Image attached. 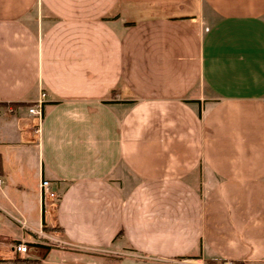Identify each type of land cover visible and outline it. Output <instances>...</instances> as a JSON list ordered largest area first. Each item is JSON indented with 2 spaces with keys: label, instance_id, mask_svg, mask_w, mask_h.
<instances>
[{
  "label": "crops",
  "instance_id": "0c3cea01",
  "mask_svg": "<svg viewBox=\"0 0 264 264\" xmlns=\"http://www.w3.org/2000/svg\"><path fill=\"white\" fill-rule=\"evenodd\" d=\"M0 110V264H264V0H0Z\"/></svg>",
  "mask_w": 264,
  "mask_h": 264
},
{
  "label": "rangeland",
  "instance_id": "374dc122",
  "mask_svg": "<svg viewBox=\"0 0 264 264\" xmlns=\"http://www.w3.org/2000/svg\"><path fill=\"white\" fill-rule=\"evenodd\" d=\"M9 227H16L15 223L9 224ZM10 230H5V228H3L2 224H0V232L3 233H8ZM10 233V232H9ZM11 235V234H10ZM45 243H48V241H46ZM4 244V243H3ZM47 246V250H49L50 248H52V245H46ZM45 246V247H46ZM13 245L11 244H4V246L2 248H0V253H4V254H14L15 251L13 249ZM35 247V246H34ZM109 249L114 250V247H110ZM46 252V254H45ZM49 251H40L37 250L36 251V256L40 257V259H42V262H32V263H28V264H145L141 261H136V258L130 254V252L125 251L123 249H120L119 252L120 254H126L124 257L116 259L115 257H107V256H103L101 254L96 255V256H78V255H71V254H66V253H61V252H57V251H52L51 253H48ZM45 256H44V254ZM48 253V254H47ZM148 264H155L154 262H148ZM178 264V263H177ZM180 264V263H179ZM184 264V263H181ZM189 264V263H186ZM191 264V263H190Z\"/></svg>",
  "mask_w": 264,
  "mask_h": 264
},
{
  "label": "built area",
  "instance_id": "2783aa9c",
  "mask_svg": "<svg viewBox=\"0 0 264 264\" xmlns=\"http://www.w3.org/2000/svg\"><path fill=\"white\" fill-rule=\"evenodd\" d=\"M46 98H47L46 93L41 91L38 97L27 106L28 114L41 120L43 117V110L46 103ZM7 109L9 112L11 111L10 104H7ZM1 115L2 112L0 110V116ZM40 188H41V196L43 202H45L47 199H53L57 197L56 192L51 190V182L49 180L43 179L41 181ZM13 246H14L13 249L19 254L26 253L28 251V246L26 242L21 241L19 243L14 244ZM219 264H241V263L236 260L224 259Z\"/></svg>",
  "mask_w": 264,
  "mask_h": 264
},
{
  "label": "flooded vegetation",
  "instance_id": "af4514ba",
  "mask_svg": "<svg viewBox=\"0 0 264 264\" xmlns=\"http://www.w3.org/2000/svg\"><path fill=\"white\" fill-rule=\"evenodd\" d=\"M101 255L103 256H107V257H115L116 259H119V258H122L124 257L126 254H120L119 252L117 251H109V252H105V253H102ZM181 264L182 262H176L175 264Z\"/></svg>",
  "mask_w": 264,
  "mask_h": 264
},
{
  "label": "trees",
  "instance_id": "16d2710c",
  "mask_svg": "<svg viewBox=\"0 0 264 264\" xmlns=\"http://www.w3.org/2000/svg\"><path fill=\"white\" fill-rule=\"evenodd\" d=\"M3 105H6V104H3ZM12 105V104H11ZM0 241H9V242H11L10 240H8V239H4L3 237H1L0 236ZM13 242V241H12Z\"/></svg>",
  "mask_w": 264,
  "mask_h": 264
}]
</instances>
